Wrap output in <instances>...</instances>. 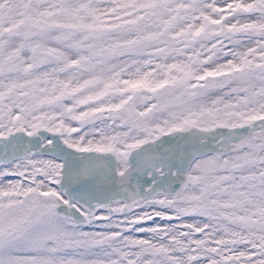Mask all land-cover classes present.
I'll use <instances>...</instances> for the list:
<instances>
[{
  "label": "snow or ice",
  "instance_id": "6c2138e0",
  "mask_svg": "<svg viewBox=\"0 0 264 264\" xmlns=\"http://www.w3.org/2000/svg\"><path fill=\"white\" fill-rule=\"evenodd\" d=\"M0 264H264V0H0Z\"/></svg>",
  "mask_w": 264,
  "mask_h": 264
}]
</instances>
